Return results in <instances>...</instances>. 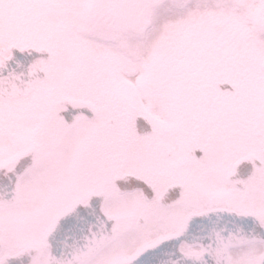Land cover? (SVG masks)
Here are the masks:
<instances>
[{"label":"snow or ice","instance_id":"snow-or-ice-1","mask_svg":"<svg viewBox=\"0 0 264 264\" xmlns=\"http://www.w3.org/2000/svg\"><path fill=\"white\" fill-rule=\"evenodd\" d=\"M0 264H264V0H0Z\"/></svg>","mask_w":264,"mask_h":264}]
</instances>
